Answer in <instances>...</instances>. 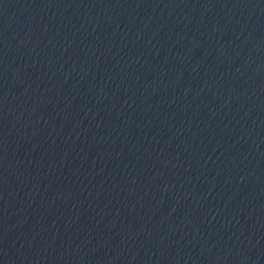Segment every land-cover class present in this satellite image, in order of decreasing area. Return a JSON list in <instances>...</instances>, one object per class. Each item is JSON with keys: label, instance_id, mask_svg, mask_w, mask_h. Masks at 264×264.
<instances>
[{"label": "water", "instance_id": "1", "mask_svg": "<svg viewBox=\"0 0 264 264\" xmlns=\"http://www.w3.org/2000/svg\"><path fill=\"white\" fill-rule=\"evenodd\" d=\"M0 264H264V0H0Z\"/></svg>", "mask_w": 264, "mask_h": 264}]
</instances>
